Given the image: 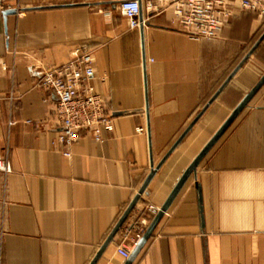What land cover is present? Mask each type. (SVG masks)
<instances>
[{
  "label": "crops",
  "instance_id": "0c3cea01",
  "mask_svg": "<svg viewBox=\"0 0 264 264\" xmlns=\"http://www.w3.org/2000/svg\"><path fill=\"white\" fill-rule=\"evenodd\" d=\"M120 1L6 0L0 12V158L9 166L0 169V264H91L158 166L94 262L124 264L118 248L135 247L148 206L160 209L264 73V37L233 73L264 33L256 13L235 10L205 39L176 27L169 11L146 12V0L145 23L131 28ZM78 49L92 53V83L114 128L102 141L82 130L66 156L56 95L40 76ZM131 264H264V85Z\"/></svg>",
  "mask_w": 264,
  "mask_h": 264
},
{
  "label": "built area",
  "instance_id": "2783aa9c",
  "mask_svg": "<svg viewBox=\"0 0 264 264\" xmlns=\"http://www.w3.org/2000/svg\"><path fill=\"white\" fill-rule=\"evenodd\" d=\"M7 8L6 0H0V12ZM146 12L163 13L169 11L176 27L191 36L205 39L215 38L224 23L237 9L248 10L264 19V0H146ZM119 10L127 18L131 28L145 23L139 0H121ZM95 77L92 53L88 49H78L65 63L41 72L40 84L53 90L56 95L55 114L60 125L57 141L62 145L64 155H70V147L80 138V132H91L95 141H102V132L114 128L104 98L95 91L92 83ZM142 131L143 128H139ZM0 169L9 166L0 158ZM149 216L141 220L131 236L134 247L143 236L149 219L159 208L149 205ZM127 257L130 249L118 248Z\"/></svg>",
  "mask_w": 264,
  "mask_h": 264
},
{
  "label": "water",
  "instance_id": "95a60500",
  "mask_svg": "<svg viewBox=\"0 0 264 264\" xmlns=\"http://www.w3.org/2000/svg\"><path fill=\"white\" fill-rule=\"evenodd\" d=\"M11 12H13V11L6 10L3 13H11ZM263 37H264V33L257 40V42L254 44V46L250 49V51L245 55V57L242 59V61L235 67L233 73L245 62V60L253 52V50L259 44V42L263 39ZM233 73H231L229 75V77L222 84V86L220 87V89L215 93L214 97L222 89V87L228 82V80L231 78V76H232ZM263 85H264V73L259 78V80L256 82V84L247 92V94L243 97V99L238 103V105L230 113V115L224 121V123L221 125V127L216 131V133L213 135V137L208 141V143L204 146V148L199 152V154L195 157V159L192 161V163L185 170V172L180 177L179 181L175 185L174 189L172 190L171 194L169 195V197L167 198V200L165 201V203L160 207L159 211L156 213V215L150 221V223L147 226V228H146L143 236L141 237V239L138 241V243L135 245V247L132 249V251L127 256V259H126V261H125L124 264H131L132 263V261L134 260V258L136 257V255L138 254V252L140 251V249L144 246V244L146 243V241L148 240V238L152 234L154 228L156 227L157 223L159 222V220L163 216L164 212L167 210L168 206L170 205V203L172 202V200L174 199V197L177 195V193L182 188V186L184 185V183L187 181V179L189 178V176L191 174L195 173V170H196L198 164L200 163V161L202 160V158L206 155V153L210 150V148L217 142V140L222 136V134L231 125V123L235 120V118L241 113V111L246 106H248L250 100L253 98V96L259 91V89ZM189 128L190 127H188L182 133V135L179 137V139L176 141V143H178L185 136V134L188 132ZM157 168H158V166H156L155 168H153L151 170L150 174L146 178V180H145L143 186L141 187L140 191L134 197V199L131 201V203L129 204V206L127 207V209L125 210V212L123 213V215L121 216V218L119 219V221L117 222V224L115 225V227L113 228V230L111 231L110 235L107 237L106 241L104 242V244L100 248L97 256L95 257L94 261L91 264H94L95 260L98 258V256H100V254L102 253V251L104 250V248L107 246V244L111 241V239L113 238V236L121 228V226L125 222L126 218L128 217V215L130 214V212L134 208L136 202L138 201L140 194L143 192L144 188L146 187L147 183L149 182V180L151 179V177L153 176V174H154V172H155V170ZM198 191H199V200H200V203H201V194H200V187L199 186H198Z\"/></svg>",
  "mask_w": 264,
  "mask_h": 264
},
{
  "label": "rangeland",
  "instance_id": "374dc122",
  "mask_svg": "<svg viewBox=\"0 0 264 264\" xmlns=\"http://www.w3.org/2000/svg\"><path fill=\"white\" fill-rule=\"evenodd\" d=\"M234 13H240L239 11H233V13L232 14H234ZM262 20V24H264V19H261ZM264 26V25H263Z\"/></svg>",
  "mask_w": 264,
  "mask_h": 264
}]
</instances>
